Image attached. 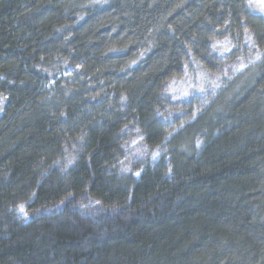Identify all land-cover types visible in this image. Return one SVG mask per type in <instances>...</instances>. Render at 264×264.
<instances>
[{"label":"trees","instance_id":"obj_1","mask_svg":"<svg viewBox=\"0 0 264 264\" xmlns=\"http://www.w3.org/2000/svg\"><path fill=\"white\" fill-rule=\"evenodd\" d=\"M0 264H264L250 0H0Z\"/></svg>","mask_w":264,"mask_h":264},{"label":"rangeland","instance_id":"obj_2","mask_svg":"<svg viewBox=\"0 0 264 264\" xmlns=\"http://www.w3.org/2000/svg\"><path fill=\"white\" fill-rule=\"evenodd\" d=\"M250 6L257 15L264 17V3L261 0H250Z\"/></svg>","mask_w":264,"mask_h":264},{"label":"snow or ice","instance_id":"obj_3","mask_svg":"<svg viewBox=\"0 0 264 264\" xmlns=\"http://www.w3.org/2000/svg\"><path fill=\"white\" fill-rule=\"evenodd\" d=\"M261 3H264V0H261ZM136 175H139V173H136ZM20 210L23 211V208H21Z\"/></svg>","mask_w":264,"mask_h":264}]
</instances>
